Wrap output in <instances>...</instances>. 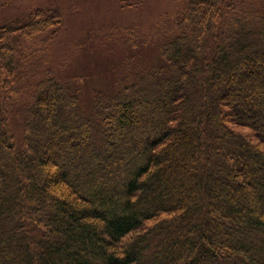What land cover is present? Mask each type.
<instances>
[{
	"label": "trees",
	"instance_id": "obj_1",
	"mask_svg": "<svg viewBox=\"0 0 264 264\" xmlns=\"http://www.w3.org/2000/svg\"><path fill=\"white\" fill-rule=\"evenodd\" d=\"M241 10L185 0L154 78L88 115L47 77L21 140L1 37L0 264H264V16Z\"/></svg>",
	"mask_w": 264,
	"mask_h": 264
},
{
	"label": "rangeland",
	"instance_id": "obj_2",
	"mask_svg": "<svg viewBox=\"0 0 264 264\" xmlns=\"http://www.w3.org/2000/svg\"><path fill=\"white\" fill-rule=\"evenodd\" d=\"M227 1L249 13L251 17L242 22L247 27H253L252 23L264 16V0ZM184 3L185 0H0V44L1 37L8 33V44L14 48L19 66L15 88L20 101L10 114V129L17 140L23 138L36 88L47 77L68 93L79 94L81 116L93 110L99 93L114 94L122 87L131 91L138 81L147 85L148 79L154 78L153 71L164 65L161 50L171 36L162 28ZM37 13L51 18L47 30L30 34L16 30L35 20L40 15ZM3 84L1 81L0 90ZM6 101L5 97V105ZM241 131L250 134L248 129Z\"/></svg>",
	"mask_w": 264,
	"mask_h": 264
}]
</instances>
